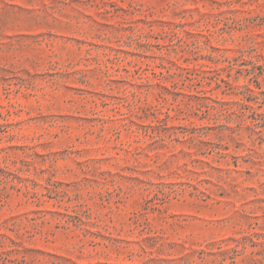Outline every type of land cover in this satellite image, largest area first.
I'll use <instances>...</instances> for the list:
<instances>
[{
    "label": "rangeland",
    "instance_id": "obj_1",
    "mask_svg": "<svg viewBox=\"0 0 264 264\" xmlns=\"http://www.w3.org/2000/svg\"><path fill=\"white\" fill-rule=\"evenodd\" d=\"M0 264H264V0H0Z\"/></svg>",
    "mask_w": 264,
    "mask_h": 264
}]
</instances>
